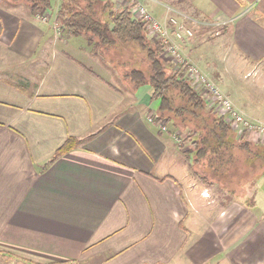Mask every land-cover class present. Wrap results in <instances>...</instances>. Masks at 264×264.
Wrapping results in <instances>:
<instances>
[{
    "label": "crops",
    "instance_id": "0c3cea01",
    "mask_svg": "<svg viewBox=\"0 0 264 264\" xmlns=\"http://www.w3.org/2000/svg\"><path fill=\"white\" fill-rule=\"evenodd\" d=\"M139 1L197 20L183 47L220 85L230 71L204 49L232 50L228 69L263 82L264 0ZM53 22L0 0V264H264L260 179L251 207L235 193L211 216L210 187L148 121L151 96L124 73L115 85L114 61ZM68 137L80 144L51 159Z\"/></svg>",
    "mask_w": 264,
    "mask_h": 264
},
{
    "label": "trees",
    "instance_id": "16d2710c",
    "mask_svg": "<svg viewBox=\"0 0 264 264\" xmlns=\"http://www.w3.org/2000/svg\"><path fill=\"white\" fill-rule=\"evenodd\" d=\"M22 1L29 4L33 13L43 7L55 10V20L60 22L64 32L87 36L88 42L96 49L99 48L98 45H102L100 47L104 49L103 47H111L115 44L124 46L135 44L145 52L148 72L131 68L124 71V78L129 81L133 89L145 84L152 87L151 98L159 100L156 111L158 113L154 117L153 124L167 123L171 127L168 131L172 134L175 128L189 127L185 131L186 136L180 143L178 142V146L187 165L203 185L207 184L208 177L215 178L217 174L221 176L223 173H228L232 161L230 149L235 146L243 150L247 149L248 142L243 138L245 133H235L208 106L202 95L190 85L184 67L175 68L170 63L171 67L167 65L162 57L163 41L148 37L143 25L131 16L129 8L116 6L111 0H59L57 9L54 7L56 0ZM102 51L106 53L105 50ZM233 135L243 139L240 144L232 143ZM186 141H190L191 145L187 149L183 147ZM79 144L78 138H66L55 150L51 159L76 148ZM253 156L264 165V152H257ZM225 158L226 162H224ZM200 162L207 170L204 175V171L199 173V169H203L199 165ZM209 169L212 170L210 173ZM256 179L257 177L248 181V185H253Z\"/></svg>",
    "mask_w": 264,
    "mask_h": 264
},
{
    "label": "rangeland",
    "instance_id": "374dc122",
    "mask_svg": "<svg viewBox=\"0 0 264 264\" xmlns=\"http://www.w3.org/2000/svg\"><path fill=\"white\" fill-rule=\"evenodd\" d=\"M56 3V4H55ZM58 4H59V0H56V2L54 1V7L55 9L58 8ZM82 5H84V2H82ZM55 10H51L49 8L43 7L41 9H39L37 12H35V16L38 17V15L41 14H48L49 15V21L48 24L53 25V21L55 18L54 15ZM99 12V11H98ZM97 16L100 17V15L97 13ZM55 25L59 26V31L60 33H63L64 30L61 28L60 22L55 20ZM208 34V33H207ZM214 34L215 36H217L218 32L215 31H211L209 32V34L207 36H203V40H208L210 41L211 39H209L212 35ZM205 35V34H204ZM76 37L75 40H73V43H77L78 39H81L83 37H77V35H74ZM79 36H83L81 34H79ZM149 37V36H148ZM215 38V37H214ZM84 39V38H83ZM87 40V38H85ZM213 39V38H212ZM94 49H96V47H94L93 45H91ZM102 45H98L99 48H97L98 51V56L99 58H106L107 60L111 59L112 61H114V67L111 69L112 71V78L114 81L115 85H119V74H123L125 70L131 69V68H138L141 69L145 72H148V63L146 61V57H145V52L142 51L141 49H139L137 47V45L135 44H130V45H120V44H115L114 46L111 47H103L104 49H102L101 47ZM216 47V46H215ZM213 47V48H215ZM102 50H105V52H103ZM185 52H189L186 49V46L184 48ZM203 51H205L206 53V57L204 59L207 60H211L214 59L215 63L218 62V64H222L223 68H226L228 71H230V73H227L226 78L224 80V82L222 81V84L224 88H222V86L219 84V82L212 77V75L207 73L208 78L213 81L215 83V85L223 92V93H227V90H232L231 92H236V94H234V96H231L229 94H226L232 102H234L233 104L235 105L236 108H238L239 110H242L240 108L241 104L244 105V100H253L252 102H254V104H250L248 106V108H245L244 110L247 111L244 112L242 110V112H244L248 117L264 122V109L262 108L264 105V80L262 82V77H260L261 79H258V77H255V73H251V74H246L245 76H243L246 72H243V74H239L238 72H233L231 69H228V65L229 62H231L232 57L228 56L229 54L232 53V50H228L225 49L223 46L222 48H219V46H217L216 49L211 50V49H204ZM188 58L189 53L187 54ZM191 58V57H190ZM189 58L190 62H193L192 59ZM164 59V57H163ZM165 61V59H164ZM122 62V63H121ZM196 64L199 68L202 69V66L200 65V63H194ZM167 65L169 67H171V65L169 63H167ZM110 66V65H109ZM221 66V65H220ZM203 71V69H202ZM118 72V73H117ZM206 73V71H203ZM237 76V80L233 79V80H229L228 77L230 76L231 78H234L235 75ZM117 74V75H116ZM254 75V76H252ZM121 78V76H120ZM251 79H253L252 81H250ZM250 81V82H249ZM248 82V83H247ZM248 85L251 86L248 87ZM139 88V93L141 96L144 95L145 97H148L149 95H152L153 89L150 85L145 84V85H141ZM246 90V91H244ZM250 93V94H248ZM245 95H249V96H245ZM243 101V102H242ZM239 106H237L236 104ZM158 104H159V100L158 99H151L150 101V109L155 112L152 113L154 115H156L158 112ZM165 127L166 129H171L170 126H168L167 123H165ZM189 127L186 126L185 128H175L173 131V134L175 135L177 141L180 143L181 140L186 136V129H188ZM180 130V131H179ZM234 136V135H233ZM245 137L244 140H247V149L243 150L238 146H235L232 150L230 149L231 152V166L230 169L228 171V173H223L221 176H218V174L216 175L217 177H211L207 179V187H210L209 189V194L207 195L209 200L212 202L215 201L214 204H212L210 206V215L213 216L215 215V213L218 212V207L221 205H223V203H227L229 202L232 198V196L237 193V198L239 201H241V203H243L244 206L246 207H251L252 206V202L257 201V197L256 193L257 191L259 192V198L258 202L262 201V197H264V187L262 186V181H264V174L261 177H258L257 179L261 182H257L258 185L256 186V193L255 191H253V188H250V185H248V181H252L254 180L257 175L260 174V172L264 171V165H262V162L258 159L255 158L253 155L257 152H264V141L258 137L256 134L254 133H245L244 134ZM231 140L233 141L232 143L234 145L240 144V142L243 139H239L238 137L234 136L231 137ZM216 143H214L215 145ZM190 141H186L183 143V147L185 149H187L188 147H190ZM210 156V155H208ZM213 156V155H212ZM204 161V160H203ZM227 159H224V162H226ZM205 163V161H204ZM199 165L203 168V169H199V173L203 172V175L207 172V170L205 169V167L202 165V162L199 163ZM217 165V163H216ZM208 169V168H207ZM211 169H209V173L212 171H210ZM208 173V175H209ZM210 176V175H209ZM252 185V184H251ZM183 186L185 187L186 185L183 184ZM244 192V194H242ZM247 194V196H246ZM232 195V196H231ZM253 196V197H252ZM241 198V200L239 199ZM228 204V203H227ZM218 259H215L212 261V264H218Z\"/></svg>",
    "mask_w": 264,
    "mask_h": 264
},
{
    "label": "built area",
    "instance_id": "2783aa9c",
    "mask_svg": "<svg viewBox=\"0 0 264 264\" xmlns=\"http://www.w3.org/2000/svg\"><path fill=\"white\" fill-rule=\"evenodd\" d=\"M116 3L117 6L130 9L131 16L143 25L149 37L163 41L162 57L165 61L175 68H185L190 85L202 95L208 106L228 124L231 130L237 134L254 133L264 141V122L252 119L236 108L231 99L208 78L207 73L189 61L183 44L193 37L192 26L197 20L181 10L166 6L167 16L157 18L139 0H116ZM37 18L43 22L49 21L48 14L38 15ZM55 28L59 29V26L55 25ZM154 117L155 115L148 117V121L153 123ZM157 125L161 130H166L164 122H159ZM207 195L206 193L205 196Z\"/></svg>",
    "mask_w": 264,
    "mask_h": 264
},
{
    "label": "bare ground",
    "instance_id": "6f19581e",
    "mask_svg": "<svg viewBox=\"0 0 264 264\" xmlns=\"http://www.w3.org/2000/svg\"><path fill=\"white\" fill-rule=\"evenodd\" d=\"M208 197V196H207Z\"/></svg>",
    "mask_w": 264,
    "mask_h": 264
}]
</instances>
